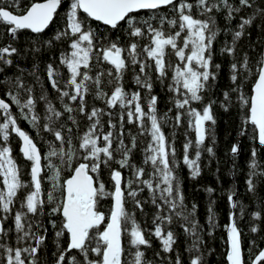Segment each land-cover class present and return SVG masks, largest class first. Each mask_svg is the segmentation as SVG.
I'll use <instances>...</instances> for the list:
<instances>
[{"label":"snow or ice","instance_id":"snow-or-ice-1","mask_svg":"<svg viewBox=\"0 0 264 264\" xmlns=\"http://www.w3.org/2000/svg\"><path fill=\"white\" fill-rule=\"evenodd\" d=\"M255 0H67L68 7L63 19L65 24L56 31L50 40L44 43L51 47L54 42L68 39V49L61 52L59 62L67 70L66 80H61V72L49 63L46 67L48 81L58 93L57 99L61 108L49 99V94L43 90L39 97L32 95L33 89L26 87L24 81L17 77L15 81L0 80L11 87L0 97V264H39V254L46 240L47 227L41 217H60L57 238L59 255L55 264H152L144 249L152 247L154 236L166 253L174 251L176 238L169 229L164 231L165 223L173 222V214L185 221L184 231L194 237L187 251L199 252L203 243L200 236L198 221L195 219L196 205L191 211L184 204L181 183L176 175V168L181 161L177 160V149L174 141L165 135L162 124L171 120L174 127L183 122L188 130L195 133V140L187 137L183 145L182 163L189 169L190 177L197 178L201 174L200 160L203 152L215 155L212 147H206L205 141L213 135L210 125L216 124L211 100L204 104L205 93L212 88L210 81H215L220 65L213 62V45L221 31L230 32L231 44L225 43L222 53L234 58L231 63L230 79L235 87L239 104L246 109L244 125L252 126V139L264 149V57L255 63L250 61L247 53L239 61L235 60L237 42L246 34L257 17H264V8L256 7L250 16H239L245 9L253 8ZM0 0V24L7 26V33L13 39L18 33L30 31L43 34L59 15L64 0H33L21 11V0ZM170 8L174 15L170 18L161 14L162 9ZM195 9V14L194 10ZM149 13L147 18L141 17V12ZM223 13L225 21L230 24L239 16L236 30L217 24L215 14ZM155 21V23H153ZM95 22L97 27L92 26ZM170 30L165 29V25ZM99 25L106 30L125 31L128 37L126 46L119 39L102 36L98 32ZM147 38L148 43L141 46L140 39ZM39 51V48L34 49ZM174 55L177 63L168 59ZM14 55L19 50L11 44L0 47V65L12 66ZM107 64L111 67L105 70L92 69L97 65ZM0 66V73L4 67ZM139 71L134 77L137 91H126L123 81L126 71L131 67ZM151 70L156 74V80L167 87L172 93L173 107L177 109L174 117L167 113L157 114L158 96L152 94L153 80ZM171 74V75H170ZM31 75H36L35 72ZM110 79L105 83L104 77ZM252 79L251 94L241 90L237 81ZM39 83L40 77L36 76ZM169 83L165 84L166 81ZM63 84V87H61ZM112 85V91L105 87ZM27 93L26 99H21L20 90ZM141 91L147 92L146 105L141 104ZM94 94L97 100L104 101L107 109L88 108L86 97ZM221 106L227 111L232 103L229 92L223 93ZM69 102H65V100ZM11 101L9 103L8 101ZM44 103L43 117L37 113V103ZM196 104H203L196 107ZM19 109V115L34 128H43L54 138L48 141L46 153H41L34 139L18 124V117L13 114L12 107ZM119 108L120 128L112 123L111 109ZM27 110V111H26ZM171 111V109H169ZM83 115L89 124L79 135L78 143H73V129L66 127L61 118L71 121L79 128L77 116ZM107 115L109 131L103 130L102 117ZM135 124L140 136H147L148 143L143 149V165H151L152 171L145 178V167L131 163L132 152L137 147V137L131 136L130 143L124 141V119ZM187 118L186 121L184 118ZM115 132V135H114ZM247 128H242L245 134ZM15 134L22 142L20 151L26 161L31 162L28 175L29 181L21 178V169L12 156L9 139ZM214 142V141H213ZM116 145L113 147V145ZM194 149V156L190 151ZM240 146L234 144L231 148L233 156L239 155ZM120 158L116 159V154ZM257 148H253L249 160V173L245 181L247 191L256 193L255 177H264V166L257 159ZM119 168H113L112 164ZM108 170L112 190L106 188L102 172ZM121 169H130L131 178L126 177ZM65 170L67 175L65 176ZM48 172L50 190L43 187V173ZM135 185V187H134ZM145 189L151 195V203L158 209L153 218L154 229L149 231L137 221L135 212L126 207L130 199L135 208L143 211V202L138 199ZM209 193L214 189L208 188ZM23 193V195H21ZM235 190L228 194L232 209L240 207V216L244 207ZM111 198L112 206L108 214L100 210V202ZM211 202L208 208V225L215 228L216 213ZM19 204V208L16 205ZM169 209L168 215L159 214L163 207ZM179 209V211H177ZM255 220H262V212L251 213ZM191 218V219H190ZM11 219L14 228L7 227ZM237 215L230 213V223L226 225L228 232V264H264V249H259L253 258L246 262L242 248L241 230L238 228ZM53 229H57V221L49 219ZM15 233V245L10 243L9 233ZM251 231H259L257 226ZM43 233V234H42ZM67 234L66 248H61L59 240ZM252 246L259 247L255 241ZM75 250V254L73 253ZM251 252V248L248 250ZM71 254V255H70ZM159 255V253H157ZM175 264H182L179 254ZM190 264H203L202 255L190 258Z\"/></svg>","mask_w":264,"mask_h":264},{"label":"trees","instance_id":"trees-1","mask_svg":"<svg viewBox=\"0 0 264 264\" xmlns=\"http://www.w3.org/2000/svg\"><path fill=\"white\" fill-rule=\"evenodd\" d=\"M33 2V0H21L22 7L17 9L21 11L23 7H26L28 4ZM238 4L239 0H235ZM11 3V0H7L5 6ZM68 7L67 0H64L61 9L59 10V15L55 19L54 23L45 30L43 34L39 36L37 34L31 33L30 31H22L18 33V38L13 40L7 33V26L0 24V47L7 46L11 44L13 47H16L19 50V55H14L13 65L2 66L4 71L0 73V80L3 81H15L17 77H20L26 87H31L33 89L32 95L39 97L41 94V84L43 85V90L49 94V99L52 100L58 108H61L60 102L57 99L58 93L52 89L46 74V67L49 63L53 64L54 68H57L61 72L60 79L66 80L68 73L63 65L59 62V57L61 52L68 49L69 40L63 39L61 41H56L51 47L46 45L44 42L50 40L56 31L60 30L61 27L65 24L63 19L65 15V10ZM256 7L264 8V0H255L253 8L245 9L242 11L239 16H250ZM195 14V9L193 10ZM161 14H166L170 18L174 15L170 8L162 9ZM143 18H147L149 13L141 12L139 14ZM217 19V24L221 29L225 27L236 30V26L239 23V16L236 19L232 20L228 24L224 19V14L219 13L215 14ZM155 23V21H153ZM94 28L97 27L95 22H92ZM166 30H170L169 26L166 24ZM98 32L102 36H108L113 40L119 39V42L122 46H126L128 42V37L125 31H116V30H106L105 26L99 25ZM141 46L148 43L147 38L140 39ZM232 35L230 32L221 31L220 35L217 37L216 42L213 45V62L219 64L220 68L217 70V77L215 81H210L212 88L207 91L204 99V104L208 103L211 100L216 101L213 105V112L216 118V124L210 125L213 130V135L210 136L205 141L206 147H212L215 155H211L206 151L202 153L200 160L201 174L192 179L190 177L189 169L183 165L182 156H183V145L187 137L195 140V133L188 130V125L186 122H183L179 127H174L171 120L166 121L162 124L163 131L169 140L174 141L175 147L177 149V160L181 161L179 167L176 168V175L178 176L181 188L184 195V204L187 207L188 211H191L192 205H196V214L195 219L198 221L200 236L203 243L200 244L199 252L193 251L192 253L188 252L187 249L191 245L194 237H191L187 232L184 231L185 221L173 214V222L171 224L165 223L163 225L164 231L167 232L171 229L174 232L176 238V244L173 246L174 251L166 253L162 250V245L158 239L154 236H148L146 232V237L151 240L152 247L149 249H144L146 257L148 260L152 261V264H175V257L179 254L182 264H190V258L195 255H202L203 264H228L227 262V250H228V240H227V229L226 225L230 222V213H233L230 203L228 201V194L230 191L235 190L237 196L234 197L235 200L238 199L240 204L244 207V214L240 216V207L234 209V212L237 215V224L238 228L241 230V238L243 250L245 253L246 262L254 257L255 253L259 249L264 248V219L255 220L251 213L254 211H261L262 216H264V177H255L254 183L257 184L256 193H249L247 191L246 179L249 173V160L251 158V152L253 148H257V159L259 163L264 166V149H260L258 142L253 141L252 139V126L244 125L243 119L246 113L244 109L237 100V94L232 91L235 85L230 79L231 75V63L234 61L232 56H229L227 53H222L221 48L227 44H231ZM263 46H264V17H257L254 23L246 29V34L237 42V49L235 53V60L239 61L243 58L244 54L247 53L250 61L255 63L258 59L263 57ZM39 48V51H34V49ZM168 59L171 63H177L176 58L171 53L169 54ZM111 66L107 64L97 65L92 69L93 73L97 70H107ZM139 68L136 66L135 71L131 67L126 71L124 75V87L126 91H137L139 90L138 86L134 83V77L138 73ZM35 72V76L31 73ZM152 80H153V90L152 94L158 96L157 101V114L158 116H163L165 113L169 117H174L176 115L177 109L173 107L172 93L168 92L167 87L161 85L156 80V74L154 70H151ZM171 75V74H170ZM36 76L40 77V82L36 80ZM110 79L105 75V83ZM252 79H244L241 77L237 81V84H241V90L247 94H251L252 88ZM166 81L165 84L169 83ZM11 87V85L4 83L0 84V97H5V92ZM63 87V84H61ZM113 86L108 85L105 87V91H112ZM13 92L17 91L15 87H11ZM229 92L232 97V103L228 106L227 111L221 106V102L224 100L223 93ZM21 99L27 98V93L22 89L20 90ZM146 91H141V104L144 105L145 110L147 111L146 105ZM11 103V101H8ZM67 101V99L65 100ZM86 103L88 108L92 107L105 108L107 109L104 101L97 100L94 94L90 93L86 97ZM196 107H202L203 104H196ZM171 109V111H169ZM27 111V110H26ZM37 113L41 117V125L45 123L43 117L44 112V103L38 101ZM113 112L111 117L112 123L117 125V131L120 128L119 108L111 109ZM12 112L18 117V124L22 130L26 131L37 143V146L40 148L41 153H46L48 149V141L53 140L51 133L45 132L43 128H34L27 120L19 115V109L15 106L12 107ZM67 115V114H66ZM65 117L61 118V122L66 124V127L73 129L72 138L73 143H78L79 135H81L87 128L89 121L78 113H73L77 116L79 121V128L73 126L71 121L66 120ZM110 117L107 115L102 117L103 130L105 132L109 131L108 120ZM186 121V117L184 118ZM124 141L126 144L130 143L131 136L137 137V147L132 152L131 163L136 164L137 166L145 167V178H148V174L152 171L151 165H143L144 153L143 149L148 143V137L140 136L139 129L135 124L127 123V117L124 119ZM242 128H247L245 134H241ZM115 135V132H114ZM214 141V142H213ZM2 137H0V143H2ZM12 148V156L15 158L16 163L21 169V178L24 181H29L30 176L28 175L31 167V162L26 161L23 157L20 148L21 142L20 139L13 133L10 136L8 142ZM234 144L240 146L239 155L233 156L231 153V148ZM116 145L114 144L113 147ZM190 156H194V149L190 151ZM120 156L117 153L116 159H119ZM113 168H119L118 164L113 163ZM123 174L126 177L131 178L130 169H121ZM44 177L43 187L46 190H50V182L47 177L48 172L42 174ZM64 175H67V170H65ZM102 179L106 183V188L112 190V185L109 180L108 170L104 169L102 172ZM135 187V185H134ZM208 188L214 189L213 192L209 193ZM23 195V193H21ZM138 199L143 202V211L135 208L131 200L129 199L126 207L129 211L135 212L137 221L141 224L143 228L148 229L149 231L154 229L153 218L157 214L158 209L154 204L151 203V195L147 189L140 193ZM211 202L212 207L216 213V227L210 228L208 225V208ZM112 206L111 198H106L100 202V210L104 211L106 214L110 211ZM19 208V204L16 205ZM179 211V209L177 210ZM159 214L168 215L169 209L165 205L163 211ZM42 223L47 227L46 240L42 246L41 252L39 254V264H55L56 258L59 255L57 250V238L55 237V231L59 228L60 217H41ZM49 219H55L57 221V229H53L51 224L48 222ZM191 219V218H190ZM7 227L14 228L12 220L9 219L6 224ZM257 226L259 231L253 233L251 227ZM43 234V233H42ZM10 243L15 245V233L14 231L9 233ZM251 241H255L256 245L259 247H254L251 245ZM68 243L67 234L59 240L61 248H66ZM251 248V252H249ZM159 253V255H157ZM72 254H75V250ZM71 255V254H70Z\"/></svg>","mask_w":264,"mask_h":264},{"label":"water","instance_id":"water-1","mask_svg":"<svg viewBox=\"0 0 264 264\" xmlns=\"http://www.w3.org/2000/svg\"><path fill=\"white\" fill-rule=\"evenodd\" d=\"M143 12V11H142ZM263 57H264V46H263ZM20 142H21V140H20ZM21 144H22V142H21ZM234 200H235V198H234ZM233 210V212H234V209H232ZM230 223V222H229ZM227 240H228V232H227ZM241 242H242V238H241ZM228 247H229V245H228ZM242 248H243V245H242ZM264 249V248H263ZM74 251V250H73ZM228 262V261H227Z\"/></svg>","mask_w":264,"mask_h":264}]
</instances>
